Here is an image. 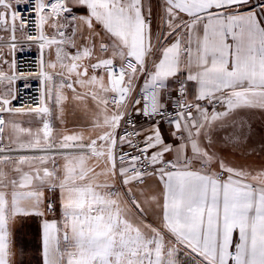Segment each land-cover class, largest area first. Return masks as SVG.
Masks as SVG:
<instances>
[{
  "label": "snow or ice",
  "instance_id": "1",
  "mask_svg": "<svg viewBox=\"0 0 264 264\" xmlns=\"http://www.w3.org/2000/svg\"><path fill=\"white\" fill-rule=\"evenodd\" d=\"M34 11L40 102L14 107L17 77L0 68V264H31L36 217L38 264H264V163L216 147L247 155L246 113L264 112V0H164L156 31L150 0ZM17 20L0 0L10 49ZM70 106L88 123L69 129ZM133 111L152 126L137 129Z\"/></svg>",
  "mask_w": 264,
  "mask_h": 264
},
{
  "label": "built area",
  "instance_id": "2",
  "mask_svg": "<svg viewBox=\"0 0 264 264\" xmlns=\"http://www.w3.org/2000/svg\"><path fill=\"white\" fill-rule=\"evenodd\" d=\"M12 2H15V0H12ZM15 10L25 17L27 24L24 28H21L20 21L17 20V29L21 31V34L17 33L18 30L15 32L16 47L10 49L5 46L4 41L9 39L8 36H5L4 40L0 41V49L3 50L2 54L9 60L7 69L9 74L17 77L11 85V91L16 95V99L12 101L13 106L30 108L40 102L42 89L41 80L38 76L41 70V50L38 42L27 39L29 34L33 36L39 35V30L36 28L37 16L34 11V0L33 6L21 5ZM0 36H2L1 33ZM43 59L45 61L44 55ZM173 99H175V94L173 95ZM171 110H175V105L172 106ZM131 116L137 129H139L141 124H153V120L143 115L137 116L134 111L131 113ZM164 124L168 125L167 123ZM124 127L125 130L129 131L132 129L131 125H126ZM49 194L51 198L53 193Z\"/></svg>",
  "mask_w": 264,
  "mask_h": 264
},
{
  "label": "crops",
  "instance_id": "3",
  "mask_svg": "<svg viewBox=\"0 0 264 264\" xmlns=\"http://www.w3.org/2000/svg\"><path fill=\"white\" fill-rule=\"evenodd\" d=\"M150 3L153 8V17H154L153 30L156 31L161 26L160 16L162 15V12H163L164 0H150ZM75 14L80 15L84 13L83 11H78ZM76 110H79V109H76ZM246 118H247V122L251 125L250 127L251 141L249 145V153L247 155L239 151H235L231 149L230 147H227L223 144H217L216 147L220 150L221 155H223L228 161L232 162L233 164L251 165L253 167H259L262 163H264V153H262L260 150L262 147V141H264V112H261L259 110H254V111L246 113ZM87 123H88V120H87ZM151 126L152 124H141L139 126V129L146 130V129H149ZM162 128H163V134L166 140L169 143H172L173 142V138L171 136L172 129H170L169 126H162ZM149 183H151V181H149ZM55 196L57 198V203H59V200H58L59 194L56 193ZM150 219H153V217H150ZM40 244H41V241H40ZM185 259L186 257L181 255V261H184Z\"/></svg>",
  "mask_w": 264,
  "mask_h": 264
},
{
  "label": "rangeland",
  "instance_id": "4",
  "mask_svg": "<svg viewBox=\"0 0 264 264\" xmlns=\"http://www.w3.org/2000/svg\"><path fill=\"white\" fill-rule=\"evenodd\" d=\"M21 5H16L15 2H13V7L15 9L19 8ZM18 30V34H21V31L19 29ZM0 33L2 34L3 37H5V33H3L2 31H0ZM74 51V50H71ZM3 50L0 49V68H2L4 71L8 72V63L9 60L2 54ZM44 57H45V62H47V60L49 59L47 53H44ZM79 112V113H77ZM77 113V114H76ZM88 117L81 111V110H76L75 113L73 114L71 111V106H70V111H69V116H68V127L69 129H71L73 127L74 124L76 125H81V124H87V119ZM17 119L22 120L25 122V126H27L26 121L29 119L27 116L24 117H17ZM162 126H169V125H165L163 124ZM48 197H50V194L48 193ZM29 227H28V236L26 237V239L28 240V247H29V251L27 252L26 256H25V260L26 261H31L32 263L36 261L37 257H38V237H37V230L36 228H34V223L33 220H29L26 223ZM16 227H19V222H17ZM17 259H19V257H17Z\"/></svg>",
  "mask_w": 264,
  "mask_h": 264
},
{
  "label": "trees",
  "instance_id": "5",
  "mask_svg": "<svg viewBox=\"0 0 264 264\" xmlns=\"http://www.w3.org/2000/svg\"><path fill=\"white\" fill-rule=\"evenodd\" d=\"M29 220H33V223H34V228H36L37 230V237H38V257L36 259L35 262H31V264H38V261H40V257H41V253H40V233H39V229H40V222H41V219L40 218H33V219H29ZM27 220L26 223L29 221Z\"/></svg>",
  "mask_w": 264,
  "mask_h": 264
}]
</instances>
